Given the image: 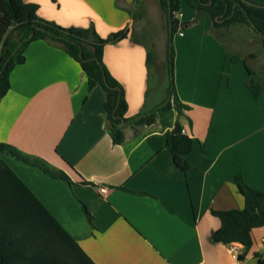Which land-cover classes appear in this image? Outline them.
<instances>
[{"label": "crops", "instance_id": "crops-1", "mask_svg": "<svg viewBox=\"0 0 264 264\" xmlns=\"http://www.w3.org/2000/svg\"><path fill=\"white\" fill-rule=\"evenodd\" d=\"M24 1L38 4L43 19L62 27L93 26L102 38L129 29L127 39L105 47L104 63L123 87L126 118L155 110L159 118L145 127L124 121L125 141L115 145L105 96L89 89L80 64L46 41L31 43L0 103V143L45 160L74 184L4 155L32 196L8 186L0 197L3 263L87 264L84 256L95 264L264 260V226L253 230L250 249L233 243L241 260L231 245L215 239L221 222L212 211L245 207L235 184L239 174L264 192V88L256 99L245 84L244 61L230 62L211 16L182 2L179 33L172 37L176 93L191 107L179 119L194 139L185 176L166 145L178 120L176 110L161 109L169 101V83L161 75L152 79L159 67H148L146 43L136 37L138 0ZM236 55L264 81L259 55Z\"/></svg>", "mask_w": 264, "mask_h": 264}, {"label": "trees", "instance_id": "trees-1", "mask_svg": "<svg viewBox=\"0 0 264 264\" xmlns=\"http://www.w3.org/2000/svg\"><path fill=\"white\" fill-rule=\"evenodd\" d=\"M182 2H186L200 14L210 15L216 30H228L237 25L249 26L260 36L263 48L264 4L251 0H160L162 10L167 16L170 36L167 66L169 101L161 109H174L178 114L174 129L167 135L166 145L172 154L174 164L185 176H188L192 166L187 156L193 150L194 139L184 133L179 118L184 114V110L189 111L191 107L182 103L176 93L172 69L175 51L172 45L173 38L170 35L172 32V36H175L180 29L178 12ZM39 10L40 6L36 3H26L24 0H0V103L11 88V72L16 66L26 61L24 53L28 46L36 41H46L65 50L80 64L88 77L90 90H100L104 94L105 110L108 120L112 122L109 127L110 135L115 145H120L125 141L124 130L120 128L124 121L126 123L131 121V124L137 127L151 126L158 122L159 110L142 113L133 120L126 118L128 104L124 97L123 87L110 74L104 63L105 47L127 39L130 34L129 29L120 30L112 33L108 38H102L93 26L89 28L62 27L53 21L41 18ZM146 49L147 64L151 69L156 63L155 45L152 44L149 47L146 44ZM229 59L231 63L244 61L249 73L245 84L254 97L259 99L264 88V81L255 75L247 59L242 60L236 54H230ZM4 155H11L30 166L38 167L53 179L70 185L74 184L64 171L53 167L45 160L27 155L10 144L0 143V197L8 186L22 188L32 196L28 187L6 163ZM235 184L245 199V207L212 211L221 222V228L215 235V239L226 245L238 243L250 249L253 245V230L264 226V192L247 184L241 174L235 178ZM88 216L92 220L89 214ZM84 258L87 264H95L87 256ZM239 259L241 260V257ZM0 264H4L2 256H0ZM257 264H264V260L259 259Z\"/></svg>", "mask_w": 264, "mask_h": 264}, {"label": "rangeland", "instance_id": "rangeland-1", "mask_svg": "<svg viewBox=\"0 0 264 264\" xmlns=\"http://www.w3.org/2000/svg\"><path fill=\"white\" fill-rule=\"evenodd\" d=\"M138 1L135 13L136 37L149 45V47L152 44L155 45L156 66L154 65V67L159 68H153L152 79L161 75L162 80L166 79L165 82L169 83V78L164 77V74L167 73L170 37L167 16L162 10L160 0ZM216 35L232 54L246 56L247 54L254 53L261 57V63L264 64V48L261 38L249 26L237 25L228 30L217 29ZM261 69H264V65H261Z\"/></svg>", "mask_w": 264, "mask_h": 264}, {"label": "built area", "instance_id": "built-area-1", "mask_svg": "<svg viewBox=\"0 0 264 264\" xmlns=\"http://www.w3.org/2000/svg\"><path fill=\"white\" fill-rule=\"evenodd\" d=\"M180 35H183V33L180 32ZM102 192L106 193L107 190L105 188H103ZM230 247H231L233 257L236 258L237 260H239L240 255H239L238 248H237L236 244H231Z\"/></svg>", "mask_w": 264, "mask_h": 264}, {"label": "water", "instance_id": "water-1", "mask_svg": "<svg viewBox=\"0 0 264 264\" xmlns=\"http://www.w3.org/2000/svg\"><path fill=\"white\" fill-rule=\"evenodd\" d=\"M170 35H171V38H172V37H173V36H172V32H170ZM123 125H125V123H123Z\"/></svg>", "mask_w": 264, "mask_h": 264}]
</instances>
